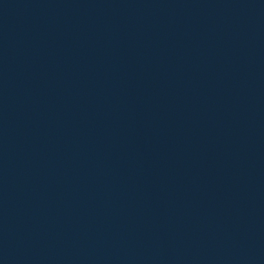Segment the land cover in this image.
I'll list each match as a JSON object with an SVG mask.
<instances>
[{"label":"water","instance_id":"1","mask_svg":"<svg viewBox=\"0 0 264 264\" xmlns=\"http://www.w3.org/2000/svg\"><path fill=\"white\" fill-rule=\"evenodd\" d=\"M260 2L263 4V6H264V0H260Z\"/></svg>","mask_w":264,"mask_h":264}]
</instances>
